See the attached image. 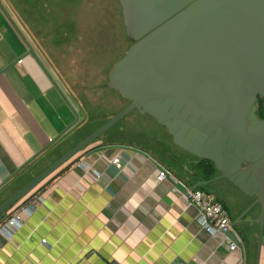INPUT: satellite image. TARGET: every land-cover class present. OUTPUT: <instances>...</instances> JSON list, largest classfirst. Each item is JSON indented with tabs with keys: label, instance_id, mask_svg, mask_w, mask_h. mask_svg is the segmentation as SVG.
Masks as SVG:
<instances>
[{
	"label": "crops",
	"instance_id": "0c3cea01",
	"mask_svg": "<svg viewBox=\"0 0 264 264\" xmlns=\"http://www.w3.org/2000/svg\"><path fill=\"white\" fill-rule=\"evenodd\" d=\"M16 21L0 0V205L125 107L107 81L74 93ZM126 127L124 117L3 213L0 229L18 222L0 233V264H254L258 227L246 220L259 209L245 213L253 198L225 179L198 186L218 174L205 178L203 161L170 135L188 157L170 158L174 148L158 138L125 140ZM157 166L169 173L161 182ZM194 187L214 195L231 225L245 220L230 229L240 247L229 251L228 234L201 229L185 201Z\"/></svg>",
	"mask_w": 264,
	"mask_h": 264
},
{
	"label": "water",
	"instance_id": "95a60500",
	"mask_svg": "<svg viewBox=\"0 0 264 264\" xmlns=\"http://www.w3.org/2000/svg\"><path fill=\"white\" fill-rule=\"evenodd\" d=\"M118 4L131 45L111 67L107 87L128 104L4 201L0 217L137 111L164 127L176 147L212 165L218 175L198 186L225 179L253 198L245 213L259 209L255 219L246 220L258 226L254 264H259L264 248V119L255 114V100H264V0ZM240 222L245 220L224 231L239 247L230 229Z\"/></svg>",
	"mask_w": 264,
	"mask_h": 264
},
{
	"label": "rangeland",
	"instance_id": "374dc122",
	"mask_svg": "<svg viewBox=\"0 0 264 264\" xmlns=\"http://www.w3.org/2000/svg\"><path fill=\"white\" fill-rule=\"evenodd\" d=\"M2 1L17 17L18 27L22 25L28 32L33 46L50 59L80 96L104 84L111 67L129 48L118 0ZM20 31L24 34L22 28ZM107 91L111 93L109 96L123 101L117 92L108 88ZM125 126V140L135 143L138 139L158 138L162 140L160 143L169 142L170 148H174L165 152L170 158L188 157L171 143L165 128L146 115L132 111L125 117ZM135 131L138 133L132 139ZM215 193L221 194L217 190Z\"/></svg>",
	"mask_w": 264,
	"mask_h": 264
},
{
	"label": "built area",
	"instance_id": "2783aa9c",
	"mask_svg": "<svg viewBox=\"0 0 264 264\" xmlns=\"http://www.w3.org/2000/svg\"><path fill=\"white\" fill-rule=\"evenodd\" d=\"M110 163L117 168L120 166L116 156L111 158ZM77 166L81 167L84 172L91 173L93 177H98V172L88 169L89 167L86 164L79 163ZM157 169V180L158 182H161L168 176L169 173L161 166H157ZM184 190L186 204L187 206L195 209V220L201 229L213 234L223 232L229 228L230 221L227 211L216 201L214 195L197 189L185 188ZM23 210H27V208L25 207ZM17 222L18 220L16 217L9 219L7 223L0 229V233L3 231L4 227H16ZM41 242L44 243L45 241L42 240ZM235 248L236 245L234 243H230L228 245L229 251H233Z\"/></svg>",
	"mask_w": 264,
	"mask_h": 264
},
{
	"label": "flooded vegetation",
	"instance_id": "af4514ba",
	"mask_svg": "<svg viewBox=\"0 0 264 264\" xmlns=\"http://www.w3.org/2000/svg\"><path fill=\"white\" fill-rule=\"evenodd\" d=\"M130 45H131V43H129V47H130ZM255 106H256V113H255L256 116L259 119H264V100L261 99L260 97H256Z\"/></svg>",
	"mask_w": 264,
	"mask_h": 264
},
{
	"label": "trees",
	"instance_id": "16d2710c",
	"mask_svg": "<svg viewBox=\"0 0 264 264\" xmlns=\"http://www.w3.org/2000/svg\"><path fill=\"white\" fill-rule=\"evenodd\" d=\"M203 163H204V167H203V173L205 175V178H211L213 172H214V169L212 167V165L204 160H202ZM208 163V166L206 165Z\"/></svg>",
	"mask_w": 264,
	"mask_h": 264
}]
</instances>
